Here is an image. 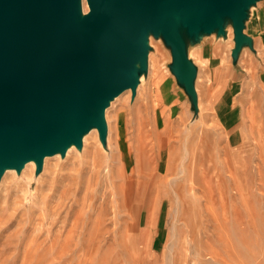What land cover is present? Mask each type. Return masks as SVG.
Listing matches in <instances>:
<instances>
[{"label": "rangeland", "instance_id": "374dc122", "mask_svg": "<svg viewBox=\"0 0 264 264\" xmlns=\"http://www.w3.org/2000/svg\"><path fill=\"white\" fill-rule=\"evenodd\" d=\"M249 16L253 50L234 64L231 26L188 47L196 112L149 36L134 97L105 108V145L92 128L37 175L6 169L0 264H264V0Z\"/></svg>", "mask_w": 264, "mask_h": 264}, {"label": "water", "instance_id": "95a60500", "mask_svg": "<svg viewBox=\"0 0 264 264\" xmlns=\"http://www.w3.org/2000/svg\"><path fill=\"white\" fill-rule=\"evenodd\" d=\"M259 0H0V177L74 146L92 128L106 143L105 108L146 73L149 36L169 49V70L197 111L188 47L231 26L234 64Z\"/></svg>", "mask_w": 264, "mask_h": 264}, {"label": "bare ground", "instance_id": "6f19581e", "mask_svg": "<svg viewBox=\"0 0 264 264\" xmlns=\"http://www.w3.org/2000/svg\"><path fill=\"white\" fill-rule=\"evenodd\" d=\"M254 7H255V5H254ZM250 17V16H249ZM247 21V20H246ZM232 32V31H231ZM217 38V37H216ZM260 38V37H259ZM258 39V38H257ZM222 40H223V38H222ZM260 40V39H259ZM221 41V40H220ZM224 42V41H223ZM226 42V41H225ZM224 42V43H225ZM253 42V41H252ZM259 42V41H258ZM207 44V43H206ZM255 44V43H254ZM226 45V44H225ZM231 47V46H230ZM223 50H225V49H223ZM249 50V49H248ZM210 51V50H209ZM206 52V51H205ZM245 52H247L246 51V49H245ZM224 52H222V54H223ZM209 54V53H208ZM203 55V54H202ZM224 55V54H223ZM218 57V56H217ZM222 57V56H221ZM227 58V57H226ZM222 60V59H221ZM245 60H246V58H245ZM194 61H195V59H194ZM202 61H203V59H202ZM226 61V60H225ZM204 62V61H203ZM208 62V61H207ZM205 63V62H204ZM202 65V64H201ZM197 66V65H196ZM253 67V66H252ZM204 68V67H203ZM165 69V68H164ZM201 71V70H200ZM168 73V72H167ZM248 74V73H247ZM249 75H250V72H249ZM252 75V74H251ZM257 75V74H256ZM210 76V75H209ZM173 77V76H172ZM209 78V77H208ZM245 78V77H244ZM251 78H252V76H251ZM254 78V77H253ZM254 81V80H253ZM264 85V84H263ZM171 89V88H170ZM264 90V89H263ZM200 103V102H199ZM194 129V128H193ZM191 135V134H190ZM193 144V143H192ZM194 145V144H193ZM190 146H192V145H190ZM189 147V146H188ZM192 151V150H191ZM199 151V150H198ZM191 153V152H190ZM191 156V155H190ZM193 158V157H192ZM188 162V161H187ZM192 162V161H191ZM167 163V162H166ZM32 164V163H31ZM30 164V165H31ZM29 165V166H30ZM35 165V164H34ZM167 165V164H166ZM175 165V164H174ZM182 165H184V164H182ZM193 165V164H192ZM33 166V165H32ZM182 167V166H181ZM131 170H132V168H130ZM193 169V168H192ZM9 171V170H8ZM7 171V172H8ZM12 175H13V173H12ZM14 177V176H13ZM146 177V176H145Z\"/></svg>", "mask_w": 264, "mask_h": 264}]
</instances>
